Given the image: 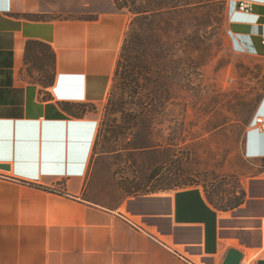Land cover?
Returning a JSON list of instances; mask_svg holds the SVG:
<instances>
[{
	"label": "crops",
	"instance_id": "1",
	"mask_svg": "<svg viewBox=\"0 0 264 264\" xmlns=\"http://www.w3.org/2000/svg\"><path fill=\"white\" fill-rule=\"evenodd\" d=\"M227 15L233 51L264 60V0H227ZM130 23L115 0H0V264H223L230 249L264 264V94L244 145L261 170L235 207L199 187L133 196L94 181Z\"/></svg>",
	"mask_w": 264,
	"mask_h": 264
},
{
	"label": "rangeland",
	"instance_id": "2",
	"mask_svg": "<svg viewBox=\"0 0 264 264\" xmlns=\"http://www.w3.org/2000/svg\"><path fill=\"white\" fill-rule=\"evenodd\" d=\"M115 4L131 23L99 110L94 181L111 179L133 196L199 187L220 208L240 204L247 176L261 170L244 145L264 94V60L231 48L227 0Z\"/></svg>",
	"mask_w": 264,
	"mask_h": 264
},
{
	"label": "built area",
	"instance_id": "3",
	"mask_svg": "<svg viewBox=\"0 0 264 264\" xmlns=\"http://www.w3.org/2000/svg\"><path fill=\"white\" fill-rule=\"evenodd\" d=\"M238 11L242 14H251L253 12V5L250 2L240 1L238 3ZM262 46L264 48V40L262 41ZM255 124L257 126V130L263 133L264 132V120L262 118H256ZM0 173H3V171L0 170Z\"/></svg>",
	"mask_w": 264,
	"mask_h": 264
},
{
	"label": "water",
	"instance_id": "4",
	"mask_svg": "<svg viewBox=\"0 0 264 264\" xmlns=\"http://www.w3.org/2000/svg\"><path fill=\"white\" fill-rule=\"evenodd\" d=\"M0 170L9 171V165L0 164ZM243 260V255L240 251L236 249H230L226 255L223 264H241Z\"/></svg>",
	"mask_w": 264,
	"mask_h": 264
},
{
	"label": "trees",
	"instance_id": "5",
	"mask_svg": "<svg viewBox=\"0 0 264 264\" xmlns=\"http://www.w3.org/2000/svg\"><path fill=\"white\" fill-rule=\"evenodd\" d=\"M128 35V34H127ZM126 42H127V36H126V39H125V43H124V45H123V47H122V50H121V52H123L124 50H125V46H126ZM49 49V48H48ZM50 50V49H49ZM51 51V50H50ZM52 52V51H51ZM52 57H53V61L55 60L54 59V54H52ZM119 69H120V60H119V62H118V66H117V69H116V74H115V76H117V74L119 73ZM67 104H69V103H67ZM79 106V105H78ZM77 106V108L78 109H80L81 108V106H79L78 107Z\"/></svg>",
	"mask_w": 264,
	"mask_h": 264
}]
</instances>
